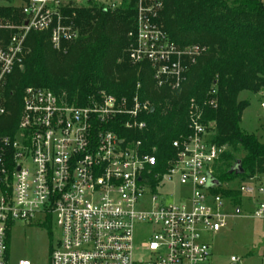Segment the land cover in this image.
Segmentation results:
<instances>
[{
	"label": "built area",
	"instance_id": "1",
	"mask_svg": "<svg viewBox=\"0 0 264 264\" xmlns=\"http://www.w3.org/2000/svg\"><path fill=\"white\" fill-rule=\"evenodd\" d=\"M121 5L0 0V8L12 10L11 17L0 15V119L9 115L8 79L23 67L30 33H47L52 48L63 51L80 37L78 11L113 12ZM162 6L163 0H138L128 57L133 65H150L157 90H178L205 49L172 41L158 22ZM141 89L139 82L129 97L101 89L83 100L39 86L25 89L17 127L0 136V264H6L8 233L18 222L51 223L59 230L49 264H207L211 246L205 234L226 227L229 207L240 212L224 195L228 191L252 197L255 217L264 224V200H258L264 197V174L248 176L235 189L207 186L217 179L224 148L213 143L214 130L200 114L192 117L189 135L172 141L174 154L166 162L159 161L157 147L149 152L143 140L122 136L147 129L140 118L152 103L142 100ZM141 229L146 240L139 245Z\"/></svg>",
	"mask_w": 264,
	"mask_h": 264
},
{
	"label": "trees",
	"instance_id": "2",
	"mask_svg": "<svg viewBox=\"0 0 264 264\" xmlns=\"http://www.w3.org/2000/svg\"><path fill=\"white\" fill-rule=\"evenodd\" d=\"M138 0H123L111 12L96 7L78 11L80 37L52 48L47 33L28 35L30 52L22 68L8 79L6 100L9 115L0 119V136L11 135L20 119L23 94L35 86L66 92L70 99L85 97L104 89L117 96H132L142 83L141 98L152 110L140 119L144 132H120L143 140L147 151L157 147L160 162L173 157L172 141L191 133L192 117L200 114L204 124L212 123L213 143L224 150L216 167L218 181L264 174V143L241 128L249 103L240 100L244 92L264 91V4L260 0H163L159 24L181 47L199 45L205 51L189 66L186 80L178 90L155 88L151 67L133 65L129 50L134 44ZM11 17L12 10L0 8ZM213 87L217 93L212 94ZM243 151V157L235 153ZM240 161L245 171L232 173ZM240 204L238 192H224Z\"/></svg>",
	"mask_w": 264,
	"mask_h": 264
},
{
	"label": "rangeland",
	"instance_id": "3",
	"mask_svg": "<svg viewBox=\"0 0 264 264\" xmlns=\"http://www.w3.org/2000/svg\"><path fill=\"white\" fill-rule=\"evenodd\" d=\"M123 0H118L122 2ZM240 100L247 101L249 107L244 111L241 128L255 135L264 143V91L257 94L244 92ZM213 127L212 123L206 124ZM224 150H232L224 148ZM242 158L243 151L235 153ZM217 176V174H216ZM247 182V177H235L230 181L221 182L223 186L233 189ZM258 200L263 201L264 197ZM239 214L235 207H229L226 227L219 233H207L204 240L210 244L211 251L207 264H232L231 258L239 259L237 264H262L264 258V224L255 217L257 203L247 194L240 198ZM59 230L53 224L18 222L11 226L8 233V252L6 264H18L21 259H28L32 264H49L50 255L59 237ZM145 232L137 230L136 243L146 240ZM143 255L140 252L138 256Z\"/></svg>",
	"mask_w": 264,
	"mask_h": 264
},
{
	"label": "water",
	"instance_id": "4",
	"mask_svg": "<svg viewBox=\"0 0 264 264\" xmlns=\"http://www.w3.org/2000/svg\"><path fill=\"white\" fill-rule=\"evenodd\" d=\"M232 173H235L236 175H242L245 171L242 168V164L240 161H237L234 167L232 168ZM220 182L217 179H210L209 183L207 186L213 187L216 185H219Z\"/></svg>",
	"mask_w": 264,
	"mask_h": 264
}]
</instances>
